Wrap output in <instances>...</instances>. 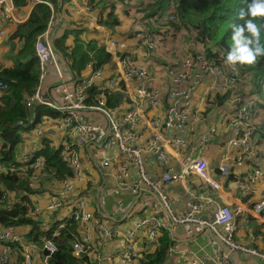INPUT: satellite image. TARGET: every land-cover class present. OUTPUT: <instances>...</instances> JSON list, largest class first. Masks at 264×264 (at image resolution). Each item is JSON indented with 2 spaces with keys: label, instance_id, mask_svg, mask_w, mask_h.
<instances>
[{
  "label": "crops",
  "instance_id": "crops-1",
  "mask_svg": "<svg viewBox=\"0 0 264 264\" xmlns=\"http://www.w3.org/2000/svg\"><path fill=\"white\" fill-rule=\"evenodd\" d=\"M26 1L27 6L25 7L16 5L18 18L20 21H25L24 23L10 24L0 21V28L9 31V36L6 39H0V69L14 66V57L20 50V42L19 39H13V36L17 28L25 24L33 12H31L30 1ZM100 1L102 13L90 16L91 14L88 15L82 12L83 7L77 3V0H59V6L58 8L56 7L57 23L53 29L55 34L54 46L67 33L69 36L66 45L74 46L75 35L72 32L82 31L80 36L81 43L95 42L99 46H104L107 52L108 50L112 51L113 54L108 52L112 55V62L103 67H105L108 76H114L118 75L119 71L117 56L134 52L137 49L136 40L132 38L133 29L142 22L141 19L144 17L141 14L142 11H140L138 3L133 4L130 11L123 12L107 0ZM151 1L141 0L140 4L147 5ZM133 10H136V12ZM111 13H114V16L120 21V25L116 28H109L101 24L102 21L108 19ZM123 17H130L132 21L128 31L120 29L123 24ZM165 24L166 22L161 24V26L168 28L166 29L168 31L167 35H169V32L171 33L170 37L163 36L165 43L161 49L151 57H144L142 53L138 57V64L151 72L150 89H157L162 93V103L164 104H161L160 110H164V107L167 106L166 93L169 83L164 72L165 67L178 63L176 69L182 70V65H179V63L189 54L186 48H191L192 44L199 49L204 48L193 34L185 30L176 31L175 29H170ZM114 33L124 38H117ZM159 33L163 35V32L159 31ZM14 43L16 45L15 51L12 50ZM57 83L58 80L56 78L49 77L46 79L42 84L44 96L52 95L54 86ZM122 83L124 87L122 85L121 87L126 89L125 84L129 83L126 81H122ZM248 83L252 85V81L242 83L238 91L242 93V88L249 89L251 86H248ZM211 85L212 78H205L192 95V114L186 121L183 131L168 129L163 130L162 133L160 132L164 142L178 138L186 143V147L178 149L173 145H165L167 161L160 163L153 155H146L144 157V165L151 179H160L168 168L181 171L183 160L202 158L207 162L209 176L219 186L218 190L209 186L206 187L204 182L196 175H189L183 183L170 184L166 188L165 192L169 199V210L166 211L154 193L144 191L140 195H134L123 189L118 174L112 170L114 165L120 164L119 152L116 146L106 152L98 151L92 147L78 148L81 158V180L77 179L78 176L74 177V173L73 177L59 180L57 177H53V174L46 169V160L39 155V152L44 148V140L50 141L51 146L57 150L63 149L62 147L68 141V135L67 131L61 127L62 119L45 117L37 126L34 123L31 131L21 133L24 142L19 146L18 152V156L35 155L42 159L41 165L35 171L37 176L33 184L35 192L28 199L22 197L28 194L21 190V192L19 191L21 193V201H14L13 198L15 199L17 191H10L5 187L8 190L5 206L10 209L18 205L17 203L19 202L23 206V203H21L22 199L27 201L31 208L27 217L40 222L44 232L49 233L52 231L56 236L60 233L57 228L65 220L68 210L65 208L49 211L48 205L52 197L59 196L69 205H73L85 197L88 210L93 215V218L87 223H76L75 239L83 240L87 235H90L93 248L103 258H113V264H120L119 258L127 250L126 237H133V243L138 253L137 258L129 264H141L146 255H154L157 252L160 247L159 240L164 237L165 233L169 235L172 241L166 253V264H184L185 260H199L204 264H264V260L259 257L241 252H231L222 243V239L209 230L197 232L196 227L192 224H182L174 229L171 228L175 218L184 217L191 211L192 205L197 201L205 203L204 215L209 220L212 219L213 212L217 206H229L233 211H240L237 222L241 225V229L235 236L236 242L264 253V213L258 215L253 211L254 204L264 198V180L255 185L252 189L253 192L249 195L243 193V188L251 177L253 169L264 166V139H260L259 134H256L257 140H261V143L259 141V155L252 159L244 157L240 165L237 162L241 159V154L229 147L233 133L232 121H229V118L234 117L238 105L245 103L248 99H254L256 109L253 123L257 127V131L264 126V112L261 111V116L263 117V120H261L259 117L260 111H258L260 102L256 100L255 96H250L247 99L235 93L209 94L208 88ZM254 91L255 88H253L252 94L257 95ZM234 101L238 105H233ZM128 103L130 104L131 102L125 96V101L120 104L122 110L128 109ZM154 112L155 110L149 113L146 121H140L136 128L139 146H146L155 134L151 126ZM194 115L200 117L201 120L196 121ZM148 119L150 120L148 121ZM212 129H215L216 133L213 134L211 142L203 145V136ZM106 161L109 162V167L104 166ZM223 162L229 166L231 171L226 179L219 172V167ZM128 175V185L133 187L139 178V173L135 169H130ZM74 180L77 183L73 184V189L66 193L65 183L73 182ZM203 189L208 192V197L215 201L214 204H208L203 199H200L198 194ZM181 193L184 197L180 196ZM147 198L152 199V202H149ZM36 206L41 209L39 213L34 212ZM111 210H114L115 214L111 213ZM150 220L161 226L165 225L164 228L161 227L159 237L154 243L150 242L148 236L150 227H138L143 221ZM3 227L20 235L22 238V243L13 248V255L10 257L9 264H25L24 255L27 253L31 255L33 264H44L45 242L47 240L41 246L39 243L27 239V235L31 232V227L28 225ZM107 232L117 233V235L108 239L105 236ZM223 257H226L225 259L228 257L229 263H224ZM20 258L22 259L21 263L19 262ZM81 263L93 264L94 257L87 255Z\"/></svg>",
  "mask_w": 264,
  "mask_h": 264
},
{
  "label": "built area",
  "instance_id": "built-area-1",
  "mask_svg": "<svg viewBox=\"0 0 264 264\" xmlns=\"http://www.w3.org/2000/svg\"><path fill=\"white\" fill-rule=\"evenodd\" d=\"M29 1L31 12L36 6L45 5L51 9L52 17L46 32L37 38L35 44L36 56L40 62V79L35 95L27 99V106L30 107L32 104L42 105L64 116L61 127L67 131L68 141L62 147V160L73 171L74 177L78 176L77 179L81 180V158L78 148L92 147L98 151L106 152L116 146L119 152L120 164L114 165L112 170L118 174L123 189L134 195H140L144 191L154 193L166 211L169 210L166 188L170 184L183 183L189 175H196L204 182L206 187L209 186L218 190L219 186L210 178L208 164L202 158L183 160L181 171L168 168L163 173L162 178L151 179L145 169L144 157L153 155L158 162L163 163L168 159L165 145H173L178 149L185 148L186 143L182 139L174 138L171 141L164 142L160 132L162 133L163 130L168 129L181 131L185 129L186 121L192 114V95L205 78H212V85L208 88L209 94H236L240 85L248 82L242 74L243 69L239 65L232 67L225 62L218 64L207 57L205 48L199 49L192 44L191 48H186L189 53L187 57L179 63V65H182V70L176 69L178 63L166 66L164 69L169 83L166 93L167 106H163L165 109L160 110L161 104H164L162 103V93L157 89H150L151 72L138 64V57L140 53L144 57H151L161 49L165 43L163 36L170 37L171 33L169 32V35H167L168 31H165L161 24L168 21H176V16L172 14L175 11L171 13L162 12L152 20L146 18L145 13L139 12L144 18L141 19L142 22L137 27H134V34L132 35L138 47L134 52L117 56L118 75L108 76L105 67H97L94 61H91L83 72L78 74L71 70L70 65L54 46L55 34L53 29L57 23L56 6L51 0ZM107 1L123 12L130 11L135 3H138L140 8L141 2V0ZM77 3L83 7L82 12L85 14L90 15L95 9L97 10L93 14L100 15L102 13L100 0H77ZM17 10L16 0H0V21L10 24L24 23L25 21L19 20ZM154 28H159L163 35L153 32L152 29ZM8 36L9 31L0 28V39H6ZM49 77L56 78L58 83L54 86L52 95L44 96L42 84ZM122 81L129 83L125 84L126 89L121 87ZM93 88L96 90L95 96L90 93ZM7 90L8 85L0 82V99ZM117 92L124 93L131 102L130 104L128 103L127 110H122L121 105L115 109L107 107V95ZM255 109L254 99H248L238 107L234 117L229 118L233 127L229 147L241 154V159L237 162L238 165L241 164L244 157L252 159L260 153V144L256 138L257 127L253 123ZM153 110L155 112L151 119V126L155 134L146 146H139L136 128L140 121H146L148 114ZM194 117L196 121L201 120L198 116L194 115ZM18 126L29 128L33 126V122L31 121L30 124L19 122ZM215 133L216 130L212 129L208 134L204 135L202 138L203 145L210 143ZM41 163L42 159L38 158V156L21 155L17 157L15 162L7 166L0 165V173L18 174L20 177L25 178L30 187L33 188L34 181L37 179L35 171ZM104 166L109 167V162L106 161ZM130 169H135L139 173V178L133 187H130L127 182ZM219 172L225 179L231 173L229 166L225 162L220 165ZM261 180H264V166L253 169L251 177L243 188V193L245 195L252 193L253 187ZM76 183V180L65 183V192L71 191L73 184L75 185ZM7 191L6 188H3V200L7 198ZM199 192L200 199H203L208 204L215 203L212 198L208 197V192L205 189ZM21 203L30 208V204L27 201L22 199ZM204 207V202L197 201L192 205L191 211L184 217L175 218L171 228L174 229L182 224H192L196 227L197 232L209 230L211 233H215L231 252H241L264 260V253L255 248L241 245L235 240L236 234L241 229V225L237 222L240 211H233L229 206H217L213 212L212 219L209 220L204 215ZM65 208L68 210V215L58 226L57 231H62L72 221L87 223L93 218V215L88 210L85 197L78 200L75 204L69 205L61 197L53 196L48 205L49 211ZM40 211L41 209L36 206L34 212L39 213ZM253 211L258 215L264 213V198L254 204ZM145 226L150 227L148 236L151 243L158 239L161 227H165V225L161 226L152 220L143 221L138 227L143 228ZM114 235H117V233L107 232L105 236L110 239ZM126 239L127 250L119 258L120 264H129L138 256L133 237L128 236ZM21 243L22 238L20 235L0 225V264H9L10 257L13 255V248ZM45 250L44 264H50V259L58 251V248L51 240H47L45 242ZM72 252L80 263L87 255L94 257L93 264H113L114 262L113 258L100 256L97 250L93 248L90 235H87L83 240H75L72 245ZM24 256L25 264H33L29 253ZM225 258L223 257V262L229 263L228 257L227 259ZM184 264L204 263L199 260H185Z\"/></svg>",
  "mask_w": 264,
  "mask_h": 264
},
{
  "label": "trees",
  "instance_id": "trees-1",
  "mask_svg": "<svg viewBox=\"0 0 264 264\" xmlns=\"http://www.w3.org/2000/svg\"><path fill=\"white\" fill-rule=\"evenodd\" d=\"M51 1L58 8L59 0ZM16 5L25 7L27 1L16 0ZM242 6V0H152L147 5L140 4L141 10L144 8L142 12L145 13V17L151 20L162 12L175 11L172 14L176 16V21H168L165 25L176 31L185 30L193 34L205 48L207 57L218 64L224 62L231 43L229 25L236 20V15ZM51 17L52 12L48 6L38 5L34 8L28 21L19 26L13 36V39H19L20 42V50L14 57V66L0 69V82L8 85V90L0 99V165L2 166H7L17 160L19 146L24 142L21 133L31 131L34 123L37 126L45 117L64 118L62 114L42 105L27 106V99L35 95L40 79V62L36 56L35 44L37 38L46 31ZM101 24L116 28L120 25V21L114 13H111L108 19L102 21ZM152 31L159 33V28H154ZM81 33L82 31L72 32L75 35L74 46L66 45L68 33L55 44L73 72L81 74L91 61H94L97 67L112 62V55L106 51L104 46H99L95 42L81 43ZM12 50H16L15 43ZM239 66L243 69L242 74L246 81H252L254 84V93L260 97L259 111H264V58H260L252 66ZM121 85L124 87L123 83ZM95 92V88L90 91L92 96L96 95ZM125 96L122 92L108 94L107 107L115 109L123 103ZM31 121L33 126L29 128L18 126L19 122L30 124ZM257 134L260 139H264V126L258 129ZM259 141L261 143V140ZM43 142L44 148L39 155L45 158L46 169L59 180L73 177V171L62 160V149H55L48 140ZM5 187L10 191L19 189L24 191L25 183L20 181L16 175L0 173V202L3 200V188ZM29 209L20 203L8 209L3 200L0 205V225L30 226L31 232L26 238L41 246L45 240H51L57 246L58 251L51 257L50 264H80L72 252L78 223L75 221L68 223L67 227L55 236L52 231L44 232L40 222L27 217ZM159 241L160 247L157 252L154 255H146L141 264H166V253L172 241L167 233ZM19 262H22L21 258Z\"/></svg>",
  "mask_w": 264,
  "mask_h": 264
},
{
  "label": "clouds",
  "instance_id": "clouds-1",
  "mask_svg": "<svg viewBox=\"0 0 264 264\" xmlns=\"http://www.w3.org/2000/svg\"><path fill=\"white\" fill-rule=\"evenodd\" d=\"M231 28V43L224 62L252 66L264 58V0H242ZM239 21V22H236Z\"/></svg>",
  "mask_w": 264,
  "mask_h": 264
},
{
  "label": "rangeland",
  "instance_id": "rangeland-1",
  "mask_svg": "<svg viewBox=\"0 0 264 264\" xmlns=\"http://www.w3.org/2000/svg\"><path fill=\"white\" fill-rule=\"evenodd\" d=\"M146 2L148 1V0H145ZM96 10L97 9H95L92 13H91V15L90 16H92V14L94 13V12H96ZM133 11H135L136 12V10H133ZM131 20H130V17H126V18H124L123 17V24L121 25V28L120 29H125L126 31H128V30H130V26H131ZM166 29L167 28H165L164 27V30L166 31ZM130 33H132V31H130ZM166 34V33H165ZM114 35H115V37H117V38H124V37H121L120 35H118V34H116V33H114ZM108 52H110V53H112V51L111 50H108ZM113 54V53H112ZM249 78H251V75H249ZM248 86H251L249 89H241L242 90V93H240V91H238L237 93H236V95H241V96H244V98H249L250 96L251 97H253V96H255L256 97V100L257 101H259L260 102V97L258 96V95H253L252 94V91H253V88H254V84L252 83V85H250L249 83H248ZM237 102H239V101H237ZM237 102H235L234 101V103H233V105H238V103ZM243 104V103H242ZM240 105L241 104H239L238 105V107H240ZM237 107V108H238ZM259 109V108H258ZM259 111V110H258ZM262 112H264L263 110H261ZM259 112V117L261 118V120H263V117L261 116V113L262 112ZM260 126H262V125H260ZM10 175H16L18 178H19V180L20 181H22V182H24L25 183V190L23 191V192H25L26 194H28V195H24V196H22V197H26V198H28V199H30V197L33 195V193L35 192L34 190H33V188L32 187H30V185L27 183L28 181L25 179V178H23V177H20L18 174H10ZM21 190H17V193H16V196H15V199L13 198V200L14 201H16V200H21ZM180 196H182V197H184V195L181 193L180 194ZM121 197V196H120ZM147 200L149 201V202H152V199H150V198H147ZM2 202H3V200H2ZM2 202H0V203H2ZM118 202H120L119 200H118ZM1 205V204H0ZM148 210V209H147ZM111 213H113V214H115V211L114 210H111L110 211Z\"/></svg>",
  "mask_w": 264,
  "mask_h": 264
}]
</instances>
